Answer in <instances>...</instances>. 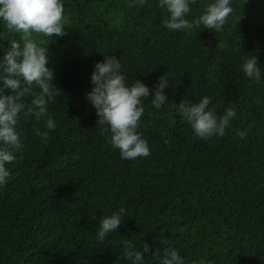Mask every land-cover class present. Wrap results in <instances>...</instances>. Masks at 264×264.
I'll return each instance as SVG.
<instances>
[{"label": "trees", "instance_id": "trees-1", "mask_svg": "<svg viewBox=\"0 0 264 264\" xmlns=\"http://www.w3.org/2000/svg\"><path fill=\"white\" fill-rule=\"evenodd\" d=\"M157 3L63 0L64 35L40 37L61 91L48 104L56 128L43 142L41 122L20 116L22 148L0 185V264H128L124 239L149 245L145 264L168 246L186 264H264V78L252 83L239 67L254 54L264 73V0H233L218 32L169 31ZM202 3L192 4L190 20ZM12 39L19 34L0 23V47ZM104 54L120 59L127 82L149 86L138 129L147 157L121 159L85 97ZM161 75L168 102L155 109ZM204 95L218 114L236 108L222 137H196L178 113V103ZM121 206L117 232L96 242L99 219Z\"/></svg>", "mask_w": 264, "mask_h": 264}, {"label": "clouds", "instance_id": "clouds-1", "mask_svg": "<svg viewBox=\"0 0 264 264\" xmlns=\"http://www.w3.org/2000/svg\"><path fill=\"white\" fill-rule=\"evenodd\" d=\"M143 6L146 0H134ZM196 0H158L157 7L166 12L163 26L169 31L190 30L193 27L208 28L213 32L222 29L228 17L233 14V0H203L198 16L191 20L188 15ZM63 0H0V23L9 32L19 34V39L9 40L7 48L0 47V185L7 182L10 171L7 165L15 160L14 153L22 148L21 133L18 131L20 116H31L41 122L42 129L36 135L43 142L49 139V131L56 128L54 119L48 115V104L61 95L53 83L54 74L47 64L48 47L42 46L40 37L64 35L66 21L63 16ZM240 12L236 19L239 20ZM38 34V38H33ZM240 70L252 83L264 78L254 54L241 57ZM92 87L85 93L87 101L95 109L98 126L104 132L107 142L119 151L121 159L134 160L147 157L151 149L147 140L138 131L145 108L143 101L149 96V86L140 79L127 82L120 59L104 54L97 61L90 74ZM169 78L161 75L151 90L149 101L155 109L167 103L164 89ZM9 92L6 94L5 90ZM30 97L28 103L25 98ZM211 97L204 95L198 101H182L177 104L181 119L192 133L202 139L222 137L230 120L237 116L234 106H227L218 114L210 107ZM246 131L237 130L240 138ZM126 215L121 206L110 215H103L97 224L95 241L103 243L109 233L117 232ZM123 258L128 264H145L149 245L143 243L140 249L130 239L121 243ZM155 264H186L185 259L174 246L163 249L162 255L153 251ZM192 264H206L203 259Z\"/></svg>", "mask_w": 264, "mask_h": 264}]
</instances>
